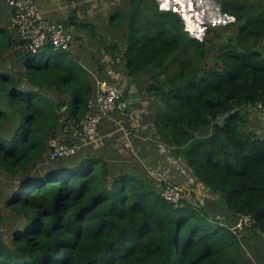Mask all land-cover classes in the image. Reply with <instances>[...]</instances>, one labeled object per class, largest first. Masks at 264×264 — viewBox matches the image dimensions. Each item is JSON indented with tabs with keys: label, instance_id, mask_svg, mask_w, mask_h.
Wrapping results in <instances>:
<instances>
[{
	"label": "trees",
	"instance_id": "16d2710c",
	"mask_svg": "<svg viewBox=\"0 0 264 264\" xmlns=\"http://www.w3.org/2000/svg\"><path fill=\"white\" fill-rule=\"evenodd\" d=\"M127 2L109 19L128 17L116 64L133 83L148 77L153 136L206 187L204 201L173 204L144 168L82 150L32 170L50 138L80 126L95 76L72 50H18L0 20V169L17 180L0 206V264H264V136L247 127L248 108L264 103V0H219L236 30L218 44L156 0ZM3 209L23 219L9 239ZM238 214L255 222L239 230Z\"/></svg>",
	"mask_w": 264,
	"mask_h": 264
},
{
	"label": "crops",
	"instance_id": "0c3cea01",
	"mask_svg": "<svg viewBox=\"0 0 264 264\" xmlns=\"http://www.w3.org/2000/svg\"><path fill=\"white\" fill-rule=\"evenodd\" d=\"M88 1L90 0H83L85 4ZM0 2H2L0 7L3 8V11L6 9V12L9 13V22L11 23L12 12L10 7L5 2L1 0ZM35 2L47 19L65 24L71 31L74 39L70 50L77 57L83 56V61L81 62L89 68L93 76L96 75L99 78H104L109 82H116L118 84H124V81H129L124 70V62L119 61V64H116L117 58L120 59L123 52L119 54L120 56L113 55V58L111 56H99V60L98 58H94V54V57H90V55L88 56L85 53L89 51L87 48L90 43L88 42L89 39L86 38L88 34H91V39L95 44V38L99 39V34H95L96 28L98 30L104 29V32L108 35L109 32L111 34V32L119 27L109 24L111 15L114 12H118L117 10L112 13L110 12L108 18L106 17L105 20L108 26H94L89 24V21H91L90 16H88L89 21L85 19L87 11L83 14L84 10L80 12V9H78L81 6L82 0H35ZM70 18L73 19L74 23L71 22ZM85 22L88 25L85 27L81 26V23ZM85 47L87 50L84 49ZM129 83L126 89L128 90L130 87L131 95H126L128 103L126 109L121 112H114L109 119L101 122L98 127L99 140L96 142L99 148L97 149V146H93L91 152L87 153L96 154L121 167L125 165L129 166V163L132 161V163H137L136 166H138L139 163L141 164L144 161L146 165L152 167L154 171L167 180L174 183H182L184 176L177 170V165L171 161V157L168 154H162L160 148L155 145L156 143L154 144V138L151 137L153 133L150 129L151 126L144 123L141 117L144 115L141 114L144 111L142 108L143 103L139 104L138 98L134 97V92H132V89H135L133 87L136 83H133V79ZM138 126L141 127V130L142 128L144 129L139 131ZM58 137L63 140H70L71 134L60 132Z\"/></svg>",
	"mask_w": 264,
	"mask_h": 264
},
{
	"label": "built area",
	"instance_id": "2783aa9c",
	"mask_svg": "<svg viewBox=\"0 0 264 264\" xmlns=\"http://www.w3.org/2000/svg\"><path fill=\"white\" fill-rule=\"evenodd\" d=\"M12 12L11 25L17 33L16 48L31 54H38L44 46L50 45L55 50L69 51L73 42V34L65 24L47 19L35 0H3ZM48 43V44H46ZM95 78V93L88 101V110L80 124L70 130L71 139L63 140L59 137L48 141L47 159L56 161L75 156L81 147L95 143L99 140L98 127L105 119H109L114 112L124 111L128 105L126 95L116 82H109L104 78ZM256 112H264V103L258 102L251 106ZM159 144L161 152L168 154L171 161L177 165V170L184 176L182 183H174L162 178L152 167L147 166V173L160 181L164 186L160 188L161 196L167 201L177 204L183 198L200 203L195 193L203 189L191 176L182 160L172 155L171 147ZM164 149V150H163ZM167 150L168 152H165ZM160 183V184H161ZM237 228L251 226L255 220L250 215L238 214Z\"/></svg>",
	"mask_w": 264,
	"mask_h": 264
},
{
	"label": "rangeland",
	"instance_id": "374dc122",
	"mask_svg": "<svg viewBox=\"0 0 264 264\" xmlns=\"http://www.w3.org/2000/svg\"><path fill=\"white\" fill-rule=\"evenodd\" d=\"M3 1V0H1ZM161 9L163 10H173L176 11L180 17L182 18L185 29L189 32V35L195 38L199 39H206L210 40L212 36H217V39L214 40L216 44H218L220 41L226 40V38L231 35V33L235 32L236 27L232 26L230 22H232L233 17L229 16L227 14H223L220 11V3L219 0H156ZM4 2V1H3ZM2 4V2H0ZM129 8L127 0H90L88 1L87 4H85L82 0L81 6L78 8L80 9V12H85L87 11V16L86 20L91 18V21H89V24L94 25V26H108L106 23V17L110 15V12L114 11H126ZM7 10L5 9L3 11V8L0 7V20L2 22L8 23L10 21L9 19V13L6 12ZM85 17V16H84ZM140 18V17H139ZM141 21V18L139 19ZM10 24V23H9ZM9 26H12L11 24ZM139 26H135V30H138ZM129 29H128V17L125 18V21H123L122 26H119L116 30L113 32L106 34L104 32V29L98 30L96 28L95 34H99V39L95 38V44L92 41V36L91 34H88L86 36L88 42L90 43L88 45V50L85 52L88 56L90 57L95 55L94 58H98L99 56L104 57V56H111L113 58V55L120 56L125 48H126V42H127V35L129 34ZM107 35V36H106ZM101 39V40H100ZM99 40V42H97ZM213 42V41H212ZM211 42V43H212ZM113 44V45H111ZM116 46V51L114 52L113 49H111V46ZM41 48L39 53L35 55V57H39L42 53H51L52 48L46 49ZM86 49V47L84 48ZM86 49V50H87ZM85 50V51H86ZM103 51V52H102ZM212 53V52H211ZM77 57V56H76ZM80 61H83V56L80 55V57H77ZM96 76V75H95ZM141 81L137 82V84H134L135 89H132L133 94L136 92L141 91V95H138V101L140 102L139 104H142V108L144 109L143 113L144 114L142 117V120L144 123H146L148 126H151L150 129L151 131L153 130L151 121H149L147 118L148 116V106L152 102V98L147 95V92L144 90V88L147 86V82H149L148 77L143 74ZM129 81H124L123 83H119L121 89L124 91V93L129 96L131 95L130 87L128 90L126 89L127 86L129 85ZM143 85L145 86L144 88ZM135 90V91H134ZM53 98L54 101H57L58 97L56 94L51 93L50 94ZM137 102V100H136ZM248 123L247 127L250 129L256 131L257 134L260 136H264V112H256L254 111L251 107L248 108ZM141 127L138 126V130L142 131L140 129ZM153 132V131H152ZM149 136V135H148ZM152 138H154L153 133L151 135ZM151 138V139H152ZM155 142L154 144L158 146L159 144H163L161 141L158 139L154 138L153 139ZM95 144V145H93ZM98 143H92L87 146L81 147L79 152L85 151V152H91V149L93 146H97ZM165 146V145H163ZM168 148V146H166ZM99 147L97 146V149ZM164 150V149H163ZM169 151H173V149H168ZM165 152H168L165 150ZM164 154V152H162ZM48 159L41 161L38 163L36 168H33L32 170L39 171L43 167L47 166L48 164ZM124 162V161H123ZM133 162V161H132ZM129 163V166H122V168H131L133 169H139V168H144V170H147L146 167L149 165H146V163L143 161L141 164L139 163L138 166H136L137 163ZM162 178V175H160ZM157 184H160L161 182L158 181L157 179H153ZM16 177L10 175L9 173L3 171L0 169V206H2V201L3 197L6 192L11 190V188L15 185L16 183ZM206 187H203L202 191L201 189L196 191V195L199 196V199L204 201V195L205 191L207 189H204ZM23 222V219L20 217H16L14 214H12L9 210L3 209V223H2V228L1 231L3 232L4 236L6 239H9L11 237V233L14 231V229L18 228ZM255 246L261 251V254L264 256V250H263V244L261 241L256 242ZM254 250H248V256L250 258H254ZM263 264V263H262Z\"/></svg>",
	"mask_w": 264,
	"mask_h": 264
},
{
	"label": "water",
	"instance_id": "95a60500",
	"mask_svg": "<svg viewBox=\"0 0 264 264\" xmlns=\"http://www.w3.org/2000/svg\"><path fill=\"white\" fill-rule=\"evenodd\" d=\"M46 44H48V43H46ZM262 45V44H261Z\"/></svg>",
	"mask_w": 264,
	"mask_h": 264
}]
</instances>
